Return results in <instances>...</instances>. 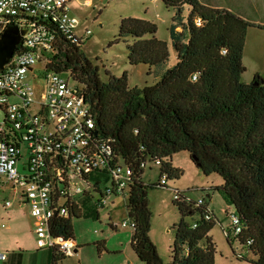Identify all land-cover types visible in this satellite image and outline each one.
Returning a JSON list of instances; mask_svg holds the SVG:
<instances>
[{"label": "trees", "instance_id": "trees-1", "mask_svg": "<svg viewBox=\"0 0 264 264\" xmlns=\"http://www.w3.org/2000/svg\"><path fill=\"white\" fill-rule=\"evenodd\" d=\"M162 1L175 9L170 36L176 63L156 83L130 87L127 72L117 76L110 71L104 80L99 66L83 51L84 40L72 41L59 29L55 51L47 54V68L68 71L84 86L96 112L98 133L111 138L115 154L133 165L127 202L128 215L135 222L131 245L145 264H216V245L210 236L215 214L205 198L201 206L186 196L174 199L180 219L173 227L170 261L161 257L150 236L148 194L153 186L143 181L141 163L159 160L168 180L180 178L184 170L172 158L183 150L204 174L222 176L223 183L214 189L230 198L241 218L244 230L236 238L255 255L250 262L264 264V78L257 74L249 83L242 79L249 29L264 26L201 0ZM157 31L153 21L124 17L111 43L132 37L130 63L157 66L170 56L168 42L159 39ZM154 186L165 187L159 181ZM209 211L212 219L206 218ZM70 212L53 219V233L73 238V217H81L83 210ZM98 246L103 247V242ZM65 257L54 250L52 264Z\"/></svg>", "mask_w": 264, "mask_h": 264}, {"label": "built area", "instance_id": "built-area-1", "mask_svg": "<svg viewBox=\"0 0 264 264\" xmlns=\"http://www.w3.org/2000/svg\"><path fill=\"white\" fill-rule=\"evenodd\" d=\"M70 2L0 0V37L12 26L26 29L13 57L0 67V110L5 112L0 121V190L11 189L13 199L28 203L38 247L63 256L74 255L78 244L72 237L53 233V219L67 217L76 208L83 210L80 201L93 188L101 193L98 207L107 205L111 195L129 196L135 174L133 165L115 154L112 139L98 133L96 112L84 86L73 82L68 71L47 68L57 29L72 41L83 39L76 33L80 20L71 13ZM38 63L44 64L46 74L41 75ZM148 164L145 160L141 167ZM94 171L108 174L98 172L101 177L92 184ZM103 179L111 182L105 189L100 188ZM159 184L168 185L166 172ZM174 193L175 199L185 196L179 189ZM204 202L203 197L196 201L198 206ZM11 205L7 200L6 206ZM226 215L231 220L226 235L241 234L244 225L236 210ZM206 218L212 219L213 213L209 211ZM129 222L133 229L135 222ZM7 256L0 252V260Z\"/></svg>", "mask_w": 264, "mask_h": 264}, {"label": "rangeland", "instance_id": "rangeland-1", "mask_svg": "<svg viewBox=\"0 0 264 264\" xmlns=\"http://www.w3.org/2000/svg\"><path fill=\"white\" fill-rule=\"evenodd\" d=\"M70 10L80 20L76 33L83 37L82 49L99 66L104 80H108L107 71L117 76L127 72L130 87H144L156 83L162 73L176 63V53L170 36L175 9L168 7L162 0H71ZM184 15L187 17L188 13L185 12ZM128 16L145 18L157 24L156 36L167 41L169 45L170 56L166 63L157 66L131 64L128 44L135 39L128 37L111 43L117 38L122 18ZM86 29H90L91 33L86 34ZM261 34L258 46L254 47L255 40L249 39V44L244 48L243 63L246 70L242 79L247 83L254 79L257 72L264 78V33ZM37 67L42 69L41 75L46 74L44 64L38 63ZM42 82H45L44 77ZM4 117L5 112L0 110V121ZM172 159L174 165L184 170V174L180 178L169 179L165 187L154 186L161 176V167L155 162L149 161L143 173V181L153 186L148 194L152 214L150 236L161 257L165 261L172 259L175 239L173 227L180 219L178 205L174 203V191L179 189L192 201L205 198L215 214V225L210 236L216 245V264H255L249 261L255 257L249 245L243 244L235 234H232L231 240L226 235L231 228V220L226 212L235 208L225 193L214 189V186L223 183L222 176L218 173L204 174L188 151L177 152ZM98 172L102 171L91 174L92 184L101 177ZM102 173L108 174L107 171ZM110 183L103 179L100 188L105 189ZM100 196L101 193L93 188L90 196L81 199L83 215L74 216L72 220L73 238L78 244V250L74 255L62 259V263L145 264L131 245L133 229L127 210L128 196L111 195L107 205L98 207L96 203ZM13 197L12 191L0 190V222L6 224V227L0 226V238L9 232H19L28 245L34 246V223L26 208H21ZM7 200L12 201L13 206L5 210L4 204ZM188 219L191 220V217ZM125 221L127 225H123ZM100 241L104 244L101 248L98 246ZM238 254L246 256L248 260L238 259Z\"/></svg>", "mask_w": 264, "mask_h": 264}, {"label": "crops", "instance_id": "crops-1", "mask_svg": "<svg viewBox=\"0 0 264 264\" xmlns=\"http://www.w3.org/2000/svg\"><path fill=\"white\" fill-rule=\"evenodd\" d=\"M202 2L219 8H229L232 9L248 20L255 24L264 26V0H201ZM263 29L259 27H252L249 29L247 44H249V39L255 40L256 44L254 47L259 45L261 33ZM259 51V50H257ZM260 73H255L254 77ZM261 75V74H260ZM262 76V75H261ZM5 191H11V189H6ZM15 202L18 205H21L26 208V211L32 220L29 212V205L26 201L17 199ZM5 210L10 207L6 206V202L4 204ZM211 209V208H210ZM212 210V209H211ZM213 211V210H212ZM0 226L6 227L5 223L0 222ZM32 233H34V227L32 228ZM36 238V235H35ZM36 244L34 246H30L27 244L26 240L22 238L19 232H9L4 234L2 238H0V252H6L7 258L5 260H0V264H52V257L54 254L53 249L48 248H39Z\"/></svg>", "mask_w": 264, "mask_h": 264}, {"label": "water", "instance_id": "water-1", "mask_svg": "<svg viewBox=\"0 0 264 264\" xmlns=\"http://www.w3.org/2000/svg\"><path fill=\"white\" fill-rule=\"evenodd\" d=\"M25 33L26 29L12 26L0 37V67H3L13 57Z\"/></svg>", "mask_w": 264, "mask_h": 264}]
</instances>
